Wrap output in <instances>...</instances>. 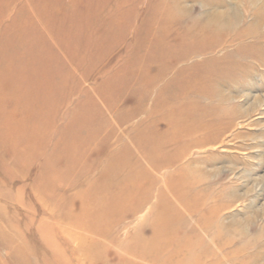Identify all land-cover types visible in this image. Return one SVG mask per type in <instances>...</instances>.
Returning <instances> with one entry per match:
<instances>
[{
    "label": "rangeland",
    "instance_id": "obj_1",
    "mask_svg": "<svg viewBox=\"0 0 264 264\" xmlns=\"http://www.w3.org/2000/svg\"><path fill=\"white\" fill-rule=\"evenodd\" d=\"M200 39L220 45L179 62L165 54ZM184 76L211 92L183 94ZM184 117L208 134L229 126L224 143L187 147ZM153 153L171 164L154 167ZM118 156L130 160L106 170ZM186 166L202 209L174 204L183 185L166 189ZM133 171L137 190L118 196ZM120 203L132 214L116 217ZM168 215L178 220L158 232ZM3 240L27 250L10 264H57V246L72 264H264V0H0ZM152 245L138 260L133 248Z\"/></svg>",
    "mask_w": 264,
    "mask_h": 264
},
{
    "label": "bare ground",
    "instance_id": "obj_2",
    "mask_svg": "<svg viewBox=\"0 0 264 264\" xmlns=\"http://www.w3.org/2000/svg\"><path fill=\"white\" fill-rule=\"evenodd\" d=\"M222 14V13H221ZM224 15V14H223ZM249 34V32L247 31V30H243L242 31V37L243 36H245V35H248ZM251 34V33H250ZM220 44L218 43H211V42H207V41H204V40H198L197 41V44H188L187 46H185V48H184V50H183V53L182 54H180V53H178V54H175V53H177L178 51H171V50H168L165 54L166 55H172L173 56V54L175 55V56H173L174 58H176V59H178V62L179 61H184V60H186V59H188L187 57H188V54L190 55L189 56V58H191V57H196V56H198V55H202L203 53H207V52H209L210 51V53H212V52H215V50L218 48V46H219ZM165 68H167V65H166V63L163 65ZM186 70V69H185ZM168 71V70H167ZM167 74H165V72H161V73H159V74H157L156 76H155V78L156 79H158V80H161V79H163V78H165V76H166ZM196 75H199V72H197L196 73ZM187 77V76H186ZM185 76H184V81L183 82H185V84L184 85H182L183 87H182V92H183V94H186V93H189V94H204V93H206V94H209L210 92H211V90L210 89H206V91L205 90H203V89H197L195 86H193V84L189 81L190 79L189 78H186ZM90 78V75H86L84 78H83V76H82V82L83 83H85L88 79ZM179 79V78H178ZM183 79V78H182ZM181 78H180V80H182ZM180 80H179V82H177V83H180ZM80 90H81V88H79V87H77L76 89L74 88V91L72 92V94H71V96L73 95V94H77V93H79L80 92ZM214 95V94H213ZM94 96H95V94H94ZM164 98V97H163ZM89 98H87V100H88ZM160 99V98H159ZM165 99V98H164ZM163 99V101H167V100H164ZM63 100H67V98L66 99H63ZM63 100L61 101V102H63ZM156 102V101H155ZM61 104V103H60ZM59 104V105H60ZM200 106V105H199ZM193 106L192 105H182V110L184 111V110H188V109H190V108H192ZM199 108V107H198ZM197 112V111H196ZM194 114V113H193ZM113 116L115 115V114H112ZM57 116V112H54L53 114H52V117H56ZM192 116V115H191ZM194 116V115H193ZM113 119H114V127L112 128H109V130H112V129H115V130H117V129H119L120 128V121L119 120H117L116 118H114V117H112ZM118 118H120V117H118ZM171 118V117H170ZM189 118V117H188ZM191 118V117H190ZM229 122V121H228ZM130 123V122H129ZM189 124H190V121H188L185 117H184V119H183V128H182V131H181V135H183L186 139H192V140H196L195 142H194V144H188L187 145V147H189V148H191V147H195V148H202V147H205V146H208V145H214V144H220V145H222L223 143H224V135H225V133H226V131L227 130H229V126H227V125H220L219 123L215 126V128H214V130H213V133L211 134V133H207L206 131H205V125L203 124V121L201 120V117H198L197 119H194V121H193V124H194V126L193 127H190L189 126ZM209 124V123H208ZM230 124V123H229ZM107 125V124H106ZM105 125V123H104V126H106ZM126 125V124H125ZM23 125H19L18 126V128H17V130L20 128L21 129V127H22ZM71 128V127H70ZM125 128V127H124ZM45 134H43V135H41V138H42V136H44ZM118 135V134H117ZM104 137H105V135H104ZM117 137V136H116ZM98 138H101V136H99ZM103 138V137H102ZM101 138V139H102ZM109 138V137H108ZM109 139H111V138H109ZM115 139V138H114ZM116 140H117V138H116ZM104 141H105V139H104ZM14 142H20V139H18V140H15ZM34 146V145H33ZM211 147V146H210ZM66 149L67 148H62V147H60V148H58V155L60 156V154H64V153H68V151H66ZM128 152V151H127ZM127 154V153H126ZM144 154V153H143ZM169 156V155H168ZM168 156L166 155L165 157H162V158H160L159 159V161L160 162H156V163H154L155 161H152V159L155 157V159H156V156H154V153L153 154H148V156H147V154H146V159L149 161V163H151V161L154 163V164H151V165H153L154 167H156V168H161L162 167V165H166V164H171V163H168L167 162V160H168ZM170 156H172L173 158H174V156L173 155H170ZM129 157H127V156H125V157H123V156H118V158H116L115 160L114 159H112V161L108 164V167L106 168V170H111V169H113V167H115L117 164H121L123 161L122 160H124L125 162L126 161H128L129 162V160H130V158L128 159ZM158 159V158H157ZM151 160V161H150ZM175 161V160H174ZM174 161L172 162V165L174 166ZM126 164H127V162H126ZM187 167L188 166H186V168L184 169V172H183V175H181L177 180H174V179H171V180H168V182L166 181L165 182V186H166V189L168 190H170V188H174L176 185L178 186V185H183L182 186V188H183V190L179 193V197H176L175 198V202H174V204H183V206L186 208V209H195V208H197V209H199V208H201L202 209V207H203V205H206V206H208L207 205V203H206V199H205V197L203 198V199H200L197 203H195V202H191L190 201V199L187 197V186H185V184L186 183H188L189 182V179H190V175H191V170H189V169H187ZM91 168H94V165L92 164V165H89L88 167H82V171H86L87 169H91ZM136 171H138V170H136ZM136 171H133V173H132V175L130 174V173H128L127 175H128V178H126V181L125 182H127L128 184L126 185H124V188L123 189H119V191H118V196H122V195H124L126 192H127V190L126 189H128L129 191H130V193H131V195H132V191L134 192L135 190H137V182H135L137 179H138V176H137V173H136ZM142 172V170H139L138 171V173H141ZM134 173H136V174H134ZM193 174V173H192ZM76 175V174H75ZM125 176V175H124ZM59 178H61V179H63V176H58ZM75 184V183H74ZM74 184H71L70 185V187L72 186H74ZM99 184V183H98ZM98 184H97V187L94 189L95 190V193H97V192H99V193H105L106 192V189H107V185L106 184H100V186H98ZM102 185V186H101ZM118 186V185H117ZM120 186H122V184H119V188H120ZM46 188V187H45ZM138 196V195H137ZM163 196V195H162ZM218 196L219 195H216V196H214V198H218ZM143 198V196H141V195H139L138 196V203H139V205H138V208H136V209H134L133 211H137V209H139L141 206H143V203L145 202L144 201V199H142ZM117 206H119V207H121L120 209H119V214L118 215H116V217H118V218H121L122 216H124V215H126V214H132V212L133 211H131L132 210V208L130 209L129 207H124V205H122L121 203L120 204H117ZM170 206H173L174 207V205H170ZM221 209V207H220V204L218 203V200H216L215 201V204H213V205H211L210 206V211H211V215L212 216H215V217H217V215H218V213H219V210ZM147 210V209H146ZM170 210V209H169ZM169 212V211H168ZM139 216H141V214L139 215ZM136 217V216H135ZM165 218V217H164ZM178 218V217H177ZM176 218V219H177ZM166 219H167V221H166V223L165 224H162L161 225V227H159V229L157 230L158 232L160 231V230H162L163 228H167V227H171L173 224L171 223V222H176L177 220L176 219H174L173 217H170L169 215L166 217ZM164 220V219H163ZM205 221V222H204ZM203 221V223H204V225H205V227L208 229V228H210V226H209V223H208V221H206V220H204ZM162 222V221H161ZM154 224V223H153ZM153 227V229H157L158 227L157 226H152ZM164 231V230H163ZM165 232V231H164ZM41 233V232H40ZM157 234V235H156ZM166 234V233H165ZM44 235V234H43ZM156 236V237H155ZM50 237V236H49ZM151 237H153V238H157L158 237V233H155V235H153V236H151ZM169 237L171 238L172 237V235H169ZM79 238H81L80 236H78V240H79ZM138 238H136V239H134L135 240V242L136 243H139L138 241L139 240H137ZM80 242L82 241V239L81 240H79ZM152 241H153V239H152ZM158 241H161V240H158ZM160 242H158L157 244H159ZM197 243V242H196ZM0 244H2L1 246H2V248L4 247V248H6L7 249V259L6 260H1V256H0V264H10V257L12 256V254H14L15 256L16 255H20V254H25V255H27V250H26V248L23 246V245H21V242L19 241V240H17V241H12V240H8V241H6V240H3L2 241V243H0ZM200 244H202V241H201V243ZM200 244H198V245H200ZM149 245H150V243H149ZM154 245H152V246H149V247H145V248H143V247H140V248H133V250L135 249V251L137 252V254L138 255H135L137 258L139 257V259L138 260H140L141 258H140V256L139 255H141V253H148V252H150V250H152V247H153ZM182 246V245H181ZM185 249H186V246L184 247ZM196 248H197V245H196ZM180 252L182 253L183 251H185L184 249H182L181 247H180ZM66 252V251H65ZM180 252H178V253H180ZM190 252H192V249H191V251ZM190 252H188V254L190 253ZM51 257H53V259L54 260H56L58 263L57 264H72V260L71 259H68V258H66L63 254H62V252L58 249V246L57 247H55L54 248V251L52 252V256ZM135 257V258H136ZM136 258V259H137ZM256 258H257V256H250L249 257V263L250 262H255L256 261ZM142 262H144V261H142ZM56 263V262H55ZM215 263H219V260H215L214 259V261L213 262H211V264H215ZM248 263V264H249ZM12 264V263H11ZM16 264H20L19 262H16ZM127 264V263H126ZM135 264V263H134ZM136 264H138L137 262H136ZM143 264H145V263H143ZM158 264H162V263H158ZM201 264H203V263H201ZM232 264H235V262H232Z\"/></svg>",
    "mask_w": 264,
    "mask_h": 264
}]
</instances>
